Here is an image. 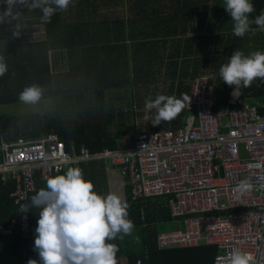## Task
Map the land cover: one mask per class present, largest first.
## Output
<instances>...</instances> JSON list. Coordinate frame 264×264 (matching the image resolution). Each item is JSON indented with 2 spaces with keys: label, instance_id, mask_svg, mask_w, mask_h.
Masks as SVG:
<instances>
[{
  "label": "built area",
  "instance_id": "built-area-1",
  "mask_svg": "<svg viewBox=\"0 0 264 264\" xmlns=\"http://www.w3.org/2000/svg\"><path fill=\"white\" fill-rule=\"evenodd\" d=\"M189 110L183 128L138 131L134 145L119 151L91 153L75 144L68 148L55 133L33 140L3 138L1 182L17 183L16 204L29 205L39 181L106 161L130 180L134 201L165 197L172 219L182 220V230L157 235L159 250L214 246L219 250L215 264H227L239 249L251 254L254 264H264V113L237 106L233 99L219 109L217 89L208 76L193 81ZM246 178L252 188L237 193ZM30 230L27 212L0 225V237L20 232L29 238Z\"/></svg>",
  "mask_w": 264,
  "mask_h": 264
},
{
  "label": "trees",
  "instance_id": "trees-1",
  "mask_svg": "<svg viewBox=\"0 0 264 264\" xmlns=\"http://www.w3.org/2000/svg\"><path fill=\"white\" fill-rule=\"evenodd\" d=\"M165 2L169 5L161 7L164 9L160 11V6ZM180 2L181 0H73L67 11L58 10L51 17L50 23H44L49 40L30 46L32 52L37 54L36 57L32 56V63H28L26 69H21L20 65L14 62L16 58L9 60L5 58L8 71L0 76V106L23 103L19 100V94L26 87L37 85L41 89L39 100L55 98L56 107L44 113L27 112L4 116L0 114V163L3 159V138L8 141H16L21 137L33 140L55 133L66 142L68 148L75 144L77 148L86 146L91 153L123 150L121 136L110 130L113 120L107 117L106 120L101 121L95 116L89 118L85 114L76 117L68 110L69 106L82 102L93 104L96 97L97 99L112 98L109 92L127 90L131 88V85H135L131 73V44H128V41L132 39L146 44V46L137 45L139 47L137 52L141 53V56L144 53V59L148 58L146 49L151 51L150 54L153 51L160 52L165 46L164 39L175 37L174 30L170 27L173 26L175 18L173 8ZM251 3L255 11L249 16L254 20L264 10V0H251ZM118 5L123 7L121 14L115 10L119 7ZM20 6L22 5L17 4L14 7ZM3 7H8L6 0H0V8ZM131 11L135 13L132 18L134 28L131 27ZM26 16L41 17L42 11L26 8ZM143 26L147 28L144 30ZM18 36V34H12L7 40L17 42ZM79 47H90L89 65L86 66L85 77L81 76L83 79H80V67L75 58ZM100 47L102 54H99ZM55 49L70 51L73 65L70 74L52 75L49 56L51 50ZM2 54L1 51L0 55ZM171 63L175 65L173 60ZM31 69L44 73L40 74V82L34 83L35 74L29 73ZM137 74L138 69L135 68V76ZM137 86L142 87V84L137 83ZM262 87L263 92L259 94L264 93V83ZM258 88L261 89L260 86ZM107 91L108 94H106ZM174 96L182 98L181 93ZM80 98L84 100L81 102ZM186 106L187 102L178 115L169 121H161L158 126L152 125L156 113L153 111L150 122L140 129L154 132L182 128L188 116ZM260 111L263 112L262 109ZM107 115L113 116L110 112H107ZM134 141L135 135H133V144ZM126 148H131V145ZM105 162L94 161L82 164L80 167L83 170L84 179L93 183V191L102 196L109 193L108 184L105 181ZM46 184H40L38 192L46 188ZM126 191L127 203L131 205V212L127 210V219L132 221L134 227L131 232V241L127 245L123 242L122 247L124 254L129 256L130 263L139 259L145 264H208L214 261L209 255L210 251H216L217 248L214 246L159 250L156 246L157 225L161 222L173 221L167 199L161 197L134 201L129 179H127ZM16 192L17 183L5 184L0 178V225H7L13 220L18 221L25 214L21 210L24 205L16 204V196H14ZM37 193L31 195L30 204L32 197ZM38 215V208L31 207L29 238H25L20 232L12 236L0 237V264H27L29 259L39 261V255L33 250ZM121 235L123 234H118L117 238L120 239Z\"/></svg>",
  "mask_w": 264,
  "mask_h": 264
},
{
  "label": "crops",
  "instance_id": "crops-1",
  "mask_svg": "<svg viewBox=\"0 0 264 264\" xmlns=\"http://www.w3.org/2000/svg\"><path fill=\"white\" fill-rule=\"evenodd\" d=\"M168 5L169 3L165 2L160 6V11L164 9L161 7H167ZM225 6L224 0H181L180 4L173 8L175 18L173 26L170 27V29L174 30L175 37L165 38L164 45L166 47L163 46L160 52L153 51V53L150 54L151 51L146 49L147 59L143 58L144 53L143 56H141V53L137 52L139 48L137 45L146 46V44H141L132 39L128 41V44H131V73L135 85H131V88L127 90L109 92V94H111V96H115L116 94L120 95L118 101L121 102L123 94H128L130 96L131 123L134 126H146L152 119L153 111H156L155 109L147 110L145 108L146 99L150 98L151 100H155L158 95L174 96L177 93H187L191 101V87L193 81L201 76L210 77L212 83L216 86L219 109H226L228 102L233 99L237 101V106L241 104L243 107L256 108L259 111L262 109L263 112H260L264 113V93L259 94L263 92L262 83H264V79L256 78L249 87H244L243 84L240 86H229L222 81V77L220 76V67L228 63V58L231 57L235 50H240L245 55H249L256 51L264 52V31H260L258 26L255 25L251 26L254 31L247 32L243 37L235 36L233 34L234 21L231 20V16L226 12ZM7 8L8 7L0 8V14H3ZM12 12L15 18L5 17L3 22H0V52L2 51L3 54L5 53L4 57L8 60L16 58L14 62L19 64L21 69H26L28 63H32V56L36 57L37 54V52H32L30 46H33L32 44L37 42H46L50 37L46 25L41 22V17L28 18L23 5L19 8L13 7ZM134 16L135 13L131 11L132 28L135 27V24L132 22ZM162 25L167 27L165 24ZM142 28L145 30L147 26H143ZM12 34L19 35L17 42H9L7 40ZM89 48L90 47H79L76 50L75 58L80 67V72L77 70L76 72L81 74L79 75L80 77L82 75L85 77V72L87 70L86 66L89 65ZM99 54H102L101 47L99 49ZM49 58L52 75H68L72 72L73 65L71 54L68 49L51 50ZM172 60L175 62L176 66L171 63ZM135 68L138 69V74L136 76ZM29 73L35 74L33 76L34 83L40 82V74H44L33 69H31ZM12 77L14 78V74ZM80 79L83 78L81 77ZM137 83H141L142 87L137 86ZM259 86L261 89L258 88ZM140 89H143L142 93L144 96H142ZM106 94H108V91ZM83 99L84 98H80L81 102ZM29 104H32V112L44 113L45 110L50 111L55 109L56 99L48 98L38 100L35 103H27V105ZM186 107L189 116L191 111L189 110L188 102ZM0 114L1 116L6 115L1 112ZM103 114L106 117L104 112ZM148 116H150L149 120L147 119ZM137 130H139V128ZM132 144L133 138L130 145L132 146ZM104 164L106 165L105 181L108 184L109 193H115L127 201V179L122 176L118 169L110 167L109 164L107 165V162ZM42 183L43 182L39 181V185ZM122 194H124V196H122ZM29 210L31 211V207ZM127 210L131 212V205ZM38 218L39 215L37 220ZM172 222L176 224L177 229H183L181 219H173ZM160 233L158 231V234ZM129 241H131V234L125 235L123 239H118L116 237L115 239L106 240V243L114 244L118 248L115 254L116 264L135 263H130L129 256L124 254L123 251L122 243L124 242V245H127ZM124 248H126V246H124ZM209 255L214 261L208 264H215L216 256L219 255L218 248L216 251H210Z\"/></svg>",
  "mask_w": 264,
  "mask_h": 264
},
{
  "label": "clouds",
  "instance_id": "clouds-1",
  "mask_svg": "<svg viewBox=\"0 0 264 264\" xmlns=\"http://www.w3.org/2000/svg\"><path fill=\"white\" fill-rule=\"evenodd\" d=\"M72 2L73 0H6L8 8L0 14V22L5 17L15 18L12 9L19 4L28 10L40 9L41 22L50 23L51 17L58 10L67 11ZM225 5L226 12L234 21L235 36L243 37L247 32L254 31L252 24L264 31V10L254 20L249 18V14L255 11L251 0H225ZM7 71L6 59L0 55V76ZM219 72L222 81L229 86L243 84L244 87H249L256 78L264 79V52L256 51L245 55L242 51L235 50ZM40 95L39 86L32 85L19 94V100L23 103H35ZM185 102L190 104V98L186 94H182V98L158 95L155 100L146 99L145 108L156 110L152 125L158 126L161 121H169L178 115ZM138 128L136 134L143 131L140 129L142 127ZM260 179L264 180V177ZM93 188V183L84 179L82 169L68 168L64 174L49 178L46 188L32 197L31 204L22 206L23 213L29 212L30 207L39 209L33 249L38 252L39 261L29 259L27 264H116L115 254L118 248L106 243V240L115 239L121 233L123 235L120 239L131 234L134 225L127 219L130 205L115 193L102 196L94 192ZM251 188V178H246L240 181L235 191L243 193ZM227 264H254V261L251 254L236 249L227 258Z\"/></svg>",
  "mask_w": 264,
  "mask_h": 264
},
{
  "label": "rangeland",
  "instance_id": "rangeland-1",
  "mask_svg": "<svg viewBox=\"0 0 264 264\" xmlns=\"http://www.w3.org/2000/svg\"><path fill=\"white\" fill-rule=\"evenodd\" d=\"M225 3V0H224ZM115 10H118V13L123 12V7L118 5ZM26 11V8H25ZM222 26V25H221ZM77 78V77H75ZM145 88V87H144ZM146 89V88H145ZM143 89H140L142 93ZM120 95L112 96V98H95V102L92 103H79L78 105H70L68 109L70 112L74 113V116L80 117V114H85L87 117L91 118L92 116L99 118V120L104 121L108 117L113 120L110 130L115 134H119L121 136V147L124 149L125 147H129L131 143L133 135L135 134L136 129L139 126H134L131 123V101L130 96L128 94H123L122 102L118 101ZM142 96L144 94L142 93ZM110 99V100H109ZM84 100V99H83ZM31 105L29 104H13V105H4L0 106V112L2 114L12 115V114H21L32 112ZM29 106V107H27ZM33 108V107H32ZM112 110V111H111ZM46 111V110H45ZM107 112L112 113L113 116L105 115ZM142 113V112H141ZM124 196V194H122ZM178 220V219H176ZM157 229L160 232H170L177 229L176 224L172 221H165L158 223Z\"/></svg>",
  "mask_w": 264,
  "mask_h": 264
}]
</instances>
